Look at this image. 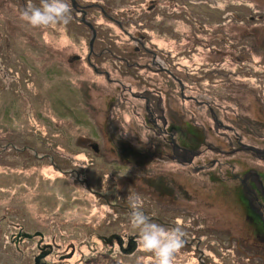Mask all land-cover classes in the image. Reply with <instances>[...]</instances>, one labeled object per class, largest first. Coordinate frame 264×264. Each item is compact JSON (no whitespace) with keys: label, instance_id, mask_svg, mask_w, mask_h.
I'll use <instances>...</instances> for the list:
<instances>
[{"label":"rangeland","instance_id":"374dc122","mask_svg":"<svg viewBox=\"0 0 264 264\" xmlns=\"http://www.w3.org/2000/svg\"><path fill=\"white\" fill-rule=\"evenodd\" d=\"M75 1L77 8L67 3L96 24L101 59L89 60L88 28H32L20 19L21 1L0 0V264H36L43 252L39 264H155L131 227L130 195L141 197L152 222H182L185 245L175 264H264V241L233 176L251 169L264 175V159L238 151L241 144L264 150V0ZM30 2L39 7L41 0ZM92 2H102L109 15L84 5ZM245 15L252 22H240ZM137 47L149 53L130 54ZM126 60L133 63L128 74ZM171 72L186 91L170 83ZM166 82L172 92L162 96L179 110L182 128L202 141L198 151H228L194 160L207 174L171 160L128 162L112 142L111 135L124 138L128 149L130 142L142 151L152 132L144 101L130 90L165 92ZM186 94L212 108L190 105ZM235 123L241 142L233 149L226 127ZM188 140L181 142L194 149ZM218 159L234 169L212 165ZM156 176L177 192L159 196L146 184ZM226 230L254 249L225 243L227 233L217 234Z\"/></svg>","mask_w":264,"mask_h":264},{"label":"flooded vegetation","instance_id":"af4514ba","mask_svg":"<svg viewBox=\"0 0 264 264\" xmlns=\"http://www.w3.org/2000/svg\"><path fill=\"white\" fill-rule=\"evenodd\" d=\"M153 62L157 63L155 60H153ZM171 75H172V79L175 81L176 84L178 83L182 91V87L183 89L185 87L181 79L172 72ZM170 83H169L170 87H168V82H167V87L170 88L172 92ZM170 90L169 91L164 90L165 92L163 91L156 92L155 90L149 89L135 96L136 100L144 101V108H143L144 119L148 124L147 125L148 129L152 132L151 133L152 137H149L150 140L142 144L144 148L142 149L141 152H135L134 150L135 147H132V144L130 142H128L130 145V149H128L129 147H127V143H126L127 141L124 140V138L118 137L115 140L111 135L112 142L116 147L117 152L120 154L122 153L125 156V158L128 160V162H132L136 164L139 163L142 160V158L143 159L146 158L145 161L140 163H145V165L147 166L148 163L152 164L154 161L161 164L165 161L171 160V161H176L177 163H180L182 165H191V168L194 169V171L196 172L197 171L206 172L205 165H200V166L193 165L195 159L203 157L202 154H204L205 151H211L217 153L220 156H226L225 153L228 151L222 150L217 146H212V145H206L207 150L205 151L204 150L198 151V148L201 145L202 141L196 134H193L190 131L188 132L182 128V126H184V123L180 122L179 110L177 109L176 106H173L171 104V102L168 99V96H166V98L162 96L164 93H166V95L167 93H171ZM184 99L199 102L201 104H206L211 107V105L208 102L197 101L195 100L196 99L195 97L190 96L189 99L187 98ZM210 110L212 112H215L213 109ZM136 116L137 118H139L141 116V113L136 112ZM227 127L228 130L231 129L233 131V138L228 139L229 146L230 148L235 149V147L237 146L239 147L241 142L239 140L241 136L238 133L239 125L235 123V125H229ZM130 128L133 127L130 126ZM228 137L229 136H227V138ZM185 138L189 139L188 141L191 142L194 149L185 147L184 145L185 143L181 142V140H184ZM234 139H236V142ZM180 142L184 146H180L181 144ZM194 153L197 155L193 156ZM134 155L138 158V160L134 161L132 159ZM255 158L257 160L263 159L257 156H255ZM212 165H217L218 168L221 167V169H225V168L231 169L230 166H232L229 163L222 162L219 159L214 160L212 162ZM260 166L261 165H259V167ZM232 168L234 169V166H232ZM73 171L74 172L72 173H75V170ZM207 176H210V174ZM233 176L235 179L239 181V184L241 186L243 197L248 207L245 208L248 211V219L251 221V223L254 224V226L255 225L258 226L259 231L257 237L264 241V175H261L255 169H251L247 173L241 174V176H236L235 174H233ZM76 178H78V176ZM154 181L157 182L154 183ZM154 181L149 182L148 178H146L147 186L151 187L159 196L170 198L168 197V195L173 196L175 192H177L176 188H173V186L170 187L169 180L166 177L156 176ZM126 186H128V183ZM168 200H166L164 203H166ZM171 200L174 203H177V200H175L174 198H171Z\"/></svg>","mask_w":264,"mask_h":264},{"label":"clouds","instance_id":"9594fccd","mask_svg":"<svg viewBox=\"0 0 264 264\" xmlns=\"http://www.w3.org/2000/svg\"><path fill=\"white\" fill-rule=\"evenodd\" d=\"M72 14L67 0H41L39 7L29 2L21 12L20 19L32 28L46 29L69 24ZM129 205L130 224L139 232L138 244L142 250L154 257L155 264H175L177 255L185 245L182 222L177 221L172 228L152 222L143 211V200L139 195H130Z\"/></svg>","mask_w":264,"mask_h":264},{"label":"trees","instance_id":"16d2710c","mask_svg":"<svg viewBox=\"0 0 264 264\" xmlns=\"http://www.w3.org/2000/svg\"><path fill=\"white\" fill-rule=\"evenodd\" d=\"M19 1H21L20 2V5H21V7H22V11L25 9L24 7H26L27 6V2H30V1H37V0H19ZM22 1H24V3L22 2ZM78 1V0H77ZM100 1H104V0H100ZM105 1H109V2H112V3H115L114 2V0H105ZM70 2H71V0H70ZM79 3V2H78ZM121 3H124V1H122L121 0ZM79 5H80V3H79ZM84 5H93L92 7H94L95 6V8L97 9H99L100 11H101V13L104 15V12H102V10L103 11H105L106 13H107V10H106V6H104V4L102 3V2H99V3H95V2H92L91 4H84ZM71 9H72V20H71V22L69 23V25H73V24H75L74 22H76L78 25H80V27H82V28H88L89 30H90V32H91V29L82 21V20H80V18L81 19H83V17H84V14L83 13H81L82 15H81V17L77 14L78 12L75 10V9H73L72 8V3H71ZM95 8H90L89 9V11H92L93 9H95ZM108 14V13H107ZM109 15V14H108ZM105 16V15H104ZM80 17V18H79ZM253 17V16H252ZM251 16L249 17V15L247 16V15H245L244 17H242V16H240V22H243V21H245L246 20V22H252L251 20L252 19H254V18H252ZM259 18H262L263 19V16L261 15ZM85 19L87 20V14L85 15ZM108 19H111L112 20V22H114L115 24H117V20H115V18L113 17V16H110ZM110 20V21H111ZM88 21V20H87ZM91 23V22H90ZM92 24V26L95 28V30H96V27H95V25L93 24V23H91ZM118 25V24H117ZM121 25H119V27H120ZM92 33V32H91ZM96 33H97V30H96ZM130 38H132V37H130ZM136 41V44H140L141 43V41L140 40H135ZM134 41V42H135ZM97 35H96V38H95V42H94V46H93V52L92 53H90L89 54V56H90V58H89V60H90V62H91V59L92 58H95V59H101V54H106V52H100V53H97L96 52V48H98V46L99 45H97ZM138 42V43H137ZM139 47H137V48H134V50L135 51H133V52H130V54H132V55H140L141 54V52H142V55H145V54H147V53H149L148 51L149 50H146L145 48H142V49H138ZM154 48H156L155 46H154ZM134 53V54H133ZM246 61H248L247 59H246ZM132 64L133 63H131L130 61H127L126 60V69H127V74L129 73V70H131V69H133L132 68ZM138 65H139V63H138ZM176 66H178V65H176ZM252 67V66H251ZM94 68H95V66H94ZM177 68V70H178V67H176ZM242 69V71L241 72H243V70H244V72L245 71H247L249 68H247V67H241ZM96 69V68H95ZM253 71V70H252ZM172 73H174V72H172ZM105 74H108L109 75V73H105ZM158 74L160 75V73L158 72ZM175 74V73H174ZM168 75H170V74H168ZM168 78L169 79H171V83L174 85V86H176V83H175V81L172 79V77L171 76H168ZM181 80H183L182 78H180ZM184 81V80H183ZM150 84H152V82H148V85H150ZM184 84V83H183ZM226 85L228 84L227 82L225 83ZM165 86H167V82L165 83V84H163L162 85V87H165ZM188 86V88L190 87H192V85H187ZM184 87H185V91H186V85L184 84ZM193 88L194 89H197V87L196 86H193ZM163 89V88H162ZM170 89V88H169ZM131 92H130V94H132V96L133 97H135L134 95H136L137 93H138V91L137 90H134V89H131L130 90ZM136 91V92H135ZM222 91V90H221ZM224 92V91H223ZM180 94H181V89H180ZM229 94H231V93H229ZM187 95V94H186ZM187 96H192V95H187ZM193 97H196V98H198L199 100H200V98H199V96H193ZM201 99H202V97H201ZM230 99H232V101H233V98H230ZM183 100H185V99H183ZM223 100H224V97H223ZM205 101V100H204ZM185 102H187V103H190V105H194V106H197V105H200L201 103H199V102H195V101H190V100H185ZM206 102H208V101H206ZM210 105H211V103L210 102H208ZM211 107H212V105H211ZM216 109L218 110V111H221V108L220 107H216ZM227 112V111H226ZM186 113V112H185ZM180 122H181V120H180ZM254 123V122H253ZM254 124H256V125H258V123H254ZM253 124V125H254ZM13 146H15V145H12V147H10L11 149H13L14 150V147ZM5 151H6V149H5ZM4 152V147H2V146H0V159H1V157H2V153ZM34 152H35V150H34ZM1 166H4V165H2V164H0ZM144 211V210H143ZM147 211V210H146ZM146 211H144V212H146ZM149 213H146V215H148ZM150 218H152L151 216H150ZM160 218H161V216H160ZM163 218V217H162ZM154 219H156L157 220V222H158V224H160L159 223V220H158V218H154ZM161 220V219H160ZM165 220V219H164ZM173 223H176V222H173ZM196 224H199L198 222H196ZM174 227V226H173ZM222 233H227V235H225L226 236V242L225 243H227V244H231V243H235L236 242V244L238 245V244H240L241 246H242V248L244 249V247H247V248H251V249H254L253 247H251V246H248V243H247V241H246V239L244 238V235H241V236H235V235H233L229 230H226V231H220V232H218V234L217 235H223ZM229 233V234H228ZM232 237H234V238H232ZM224 241V240H223ZM233 246H231L230 245V248L229 249H231ZM225 248H228L226 245H225ZM244 254H246V253H244ZM258 255V254H257ZM259 257V256H258ZM250 259V258H249Z\"/></svg>","mask_w":264,"mask_h":264},{"label":"water","instance_id":"95a60500","mask_svg":"<svg viewBox=\"0 0 264 264\" xmlns=\"http://www.w3.org/2000/svg\"><path fill=\"white\" fill-rule=\"evenodd\" d=\"M72 3H73V7H74V8H77V7H78L77 2H76L75 0H72ZM102 12H105V11L102 10ZM84 15H85V14H84ZM82 21H83V22H84V23H85V24L91 29V31H92V38H91V40H90V50H91V52H93V44H94V41H95V38H96V35H97L96 30H95V28L92 26L91 23H89V22H87V21L85 20V17L83 18ZM182 89H183V87H182ZM213 118H214L215 125H216L217 127H222V126H223V125L220 124L221 122H219L218 118H216L215 116H214ZM224 127H225V126H224ZM226 128H228V127H226ZM238 151H240V152H251V153L254 154L255 156L264 159V150H262V149H260V148H257V147H254V146H251V145L241 144V148H240ZM195 155H197V154L194 153L193 156H195ZM20 236H21V235H20ZM23 236H24L25 238H27V237H31V236H28V235H23ZM45 256H46V254H45L44 252L41 253V255L38 256V257L36 258V260H35L36 264H39V263H40V260H41L42 258H44Z\"/></svg>","mask_w":264,"mask_h":264},{"label":"bare ground","instance_id":"6f19581e","mask_svg":"<svg viewBox=\"0 0 264 264\" xmlns=\"http://www.w3.org/2000/svg\"><path fill=\"white\" fill-rule=\"evenodd\" d=\"M163 90H168V87L167 86H165V87H163ZM170 90V89H169ZM255 147V146H254ZM258 148V147H257ZM14 149H17V148H14ZM254 155V154H253ZM71 173H72V170H71Z\"/></svg>","mask_w":264,"mask_h":264}]
</instances>
